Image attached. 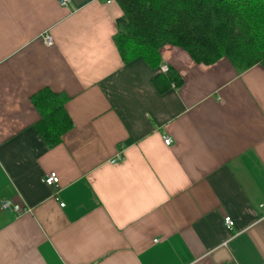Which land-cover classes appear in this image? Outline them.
<instances>
[{"label": "crops", "instance_id": "0c3cea01", "mask_svg": "<svg viewBox=\"0 0 264 264\" xmlns=\"http://www.w3.org/2000/svg\"><path fill=\"white\" fill-rule=\"evenodd\" d=\"M122 13L0 0V264H264V67L165 45L183 83L160 93L161 65L120 56ZM44 88L69 97L54 147L36 128Z\"/></svg>", "mask_w": 264, "mask_h": 264}, {"label": "trees", "instance_id": "16d2710c", "mask_svg": "<svg viewBox=\"0 0 264 264\" xmlns=\"http://www.w3.org/2000/svg\"><path fill=\"white\" fill-rule=\"evenodd\" d=\"M122 9L114 42L127 63L142 57L152 69L161 65L165 45L186 51L197 63L227 57L238 72L264 67V0H116ZM153 83L160 93L180 87L172 67ZM69 97L44 88L32 96L41 118L36 128L49 147L60 144L73 128L66 111Z\"/></svg>", "mask_w": 264, "mask_h": 264}, {"label": "built area", "instance_id": "2783aa9c", "mask_svg": "<svg viewBox=\"0 0 264 264\" xmlns=\"http://www.w3.org/2000/svg\"><path fill=\"white\" fill-rule=\"evenodd\" d=\"M59 1H60V4L63 5V6H67L70 3V0H59ZM105 1L108 2V3L112 2V0H105ZM45 42L47 44H52V42H53L52 41V37L50 35H46L45 36ZM168 70H169V67H168L167 64L161 65L160 72L166 73V72H168ZM163 139H164L165 144H167V145H170L171 142H172V139L169 136H167V135H165L163 137ZM43 181L48 186L58 187L59 186V182H60V178H59L58 174L55 171H50L44 177ZM1 205H2V207L4 209L10 210V211H12V210L20 211L21 210L20 207H18V206L12 207L11 202H10L9 199H2L1 200ZM60 205L64 206V203H61ZM261 219L264 220V215L261 217ZM224 222H225L226 228L229 231H232L233 228H234L233 219L230 216H227V217H225Z\"/></svg>", "mask_w": 264, "mask_h": 264}, {"label": "rangeland", "instance_id": "374dc122", "mask_svg": "<svg viewBox=\"0 0 264 264\" xmlns=\"http://www.w3.org/2000/svg\"><path fill=\"white\" fill-rule=\"evenodd\" d=\"M264 221V220H263Z\"/></svg>", "mask_w": 264, "mask_h": 264}]
</instances>
